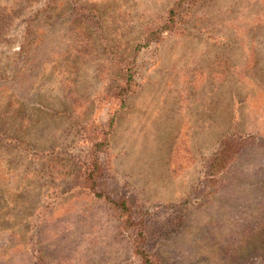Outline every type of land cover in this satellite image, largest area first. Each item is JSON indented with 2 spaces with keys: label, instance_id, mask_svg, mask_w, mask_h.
<instances>
[{
  "label": "rangeland",
  "instance_id": "rangeland-1",
  "mask_svg": "<svg viewBox=\"0 0 264 264\" xmlns=\"http://www.w3.org/2000/svg\"><path fill=\"white\" fill-rule=\"evenodd\" d=\"M138 252L264 264V0H0V264Z\"/></svg>",
  "mask_w": 264,
  "mask_h": 264
},
{
  "label": "trees",
  "instance_id": "trees-1",
  "mask_svg": "<svg viewBox=\"0 0 264 264\" xmlns=\"http://www.w3.org/2000/svg\"><path fill=\"white\" fill-rule=\"evenodd\" d=\"M225 159V161H227L228 159H229V157H225L224 158ZM225 168H226V166H225ZM99 197H102L101 196V194H99ZM106 200L109 202V203H111V204H113L114 202L110 199V197H106ZM139 241V240H138ZM139 243V242H138ZM139 253V256L142 258V260H143V264H154L153 263V261H152V259L146 254V253H144V252H138Z\"/></svg>",
  "mask_w": 264,
  "mask_h": 264
}]
</instances>
